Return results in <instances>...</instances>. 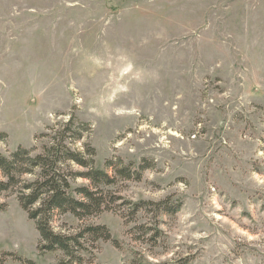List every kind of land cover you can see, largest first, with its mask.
Instances as JSON below:
<instances>
[{"label": "rangeland", "instance_id": "obj_1", "mask_svg": "<svg viewBox=\"0 0 264 264\" xmlns=\"http://www.w3.org/2000/svg\"><path fill=\"white\" fill-rule=\"evenodd\" d=\"M72 117L97 168L150 167L107 188L111 211L56 217L108 228L94 264H264V0H0V154L40 153ZM169 198L171 216L125 205ZM0 203L5 264H59L17 198Z\"/></svg>", "mask_w": 264, "mask_h": 264}, {"label": "trees", "instance_id": "obj_2", "mask_svg": "<svg viewBox=\"0 0 264 264\" xmlns=\"http://www.w3.org/2000/svg\"><path fill=\"white\" fill-rule=\"evenodd\" d=\"M91 130L90 125L77 121L75 117L52 129V133L44 135L48 144L41 152L18 147L10 156L0 154V197L12 193L34 222L40 235V254H62L59 264H94L87 253L99 241H113L106 226H82L76 234H65L55 230L56 217L72 215L84 222L91 217L111 211L120 201V197L107 188L119 184L121 180H141L143 173L148 170V160L143 159L138 169L134 164L126 165L122 160L107 161L105 169L96 167V150L90 144H85L83 150L75 149L74 145L82 142ZM79 180L89 185L76 187ZM131 215L136 216L140 211L154 212L153 214L175 215L180 206L171 204V199L160 203L127 202ZM116 208V207H115ZM6 209L0 203V210ZM142 229L145 226L140 227ZM159 236V235H158ZM157 237V235H156ZM5 254L0 258V264L6 263ZM22 260V259H20ZM34 264L32 261H26Z\"/></svg>", "mask_w": 264, "mask_h": 264}]
</instances>
